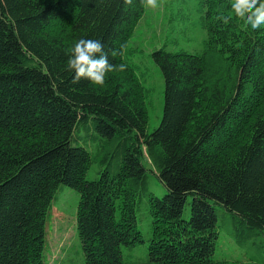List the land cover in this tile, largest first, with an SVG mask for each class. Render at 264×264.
Segmentation results:
<instances>
[{"label": "trees", "instance_id": "trees-1", "mask_svg": "<svg viewBox=\"0 0 264 264\" xmlns=\"http://www.w3.org/2000/svg\"><path fill=\"white\" fill-rule=\"evenodd\" d=\"M170 1L198 14L207 36L201 51H152L165 90L150 131L147 89L125 56L147 0H0V264H45L60 183L80 194L86 264H125L123 247L145 240L141 204L148 251L127 264H226L215 256L221 224L262 247L264 25L246 26L232 0ZM82 37L103 42L113 65L103 85L68 68ZM81 125L98 140L93 151Z\"/></svg>", "mask_w": 264, "mask_h": 264}, {"label": "rangeland", "instance_id": "rangeland-1", "mask_svg": "<svg viewBox=\"0 0 264 264\" xmlns=\"http://www.w3.org/2000/svg\"><path fill=\"white\" fill-rule=\"evenodd\" d=\"M198 14L189 13L185 3L168 0H156L155 6L146 4V9L130 37L125 56L134 63L137 73L146 86V100L149 111L148 129L153 130L161 121L164 110L165 80L160 66L153 59L152 51L165 45L168 49H185L201 51L207 36L205 29L199 24ZM85 135V127L80 126ZM86 136V135H85ZM98 143L94 137L86 136L82 144L92 151ZM146 166L151 164L145 161ZM99 162L93 161L87 176L94 178L98 174ZM151 189L162 195L166 186L159 177L152 173ZM79 191L66 183H60L52 206L46 218V242L43 252L45 264H86L81 237L77 228V207ZM222 209V207H220ZM138 225L143 230L145 240L137 245L123 247L124 262L127 264L137 255L145 256L148 251L151 222L145 205L137 208ZM222 214V212H221ZM216 243L215 256L226 261V264H261L259 250L255 244H241L229 233L225 225H220ZM264 238V234H261Z\"/></svg>", "mask_w": 264, "mask_h": 264}, {"label": "clouds", "instance_id": "clouds-1", "mask_svg": "<svg viewBox=\"0 0 264 264\" xmlns=\"http://www.w3.org/2000/svg\"><path fill=\"white\" fill-rule=\"evenodd\" d=\"M155 3L156 0H147L149 6L154 7ZM232 5L235 14L243 19L246 26L257 29L264 25V0H232ZM71 52L68 68L73 72V79L78 81L83 77L96 85H103L105 73L113 65L104 51L102 40L82 37L74 42ZM124 67L120 65L121 69Z\"/></svg>", "mask_w": 264, "mask_h": 264}]
</instances>
